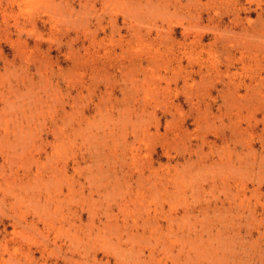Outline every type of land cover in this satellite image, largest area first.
I'll list each match as a JSON object with an SVG mask.
<instances>
[{
	"label": "rangeland",
	"instance_id": "374dc122",
	"mask_svg": "<svg viewBox=\"0 0 264 264\" xmlns=\"http://www.w3.org/2000/svg\"><path fill=\"white\" fill-rule=\"evenodd\" d=\"M0 264H264V0H0Z\"/></svg>",
	"mask_w": 264,
	"mask_h": 264
},
{
	"label": "bare ground",
	"instance_id": "6f19581e",
	"mask_svg": "<svg viewBox=\"0 0 264 264\" xmlns=\"http://www.w3.org/2000/svg\"><path fill=\"white\" fill-rule=\"evenodd\" d=\"M17 1H19V0H11V2L12 3H15V2H17ZM214 2V1H213ZM217 2V1H216ZM132 3V2H131ZM130 8V7H129ZM171 12V11H170ZM130 13H133V15H134V12H130ZM171 13H173V12H171ZM131 15V14H130ZM171 15V14H170ZM175 15H177L176 13H175ZM178 15H182V14H178ZM183 16V15H182ZM182 16L180 17V18H182ZM185 16V15H184ZM189 17V16H188ZM190 18V17H189ZM125 185H127L126 183H124ZM124 185V186H125ZM127 188V187H126ZM120 190H121V188H120ZM139 190V189H138ZM124 191H126V190H124ZM123 194V193H122ZM118 195H119V192H118ZM17 196V195H16ZM15 197V196H14ZM17 198V197H16ZM137 206V205H136ZM125 206H123V208H124ZM132 211H133V209H132ZM44 212V211H43ZM54 212V211H53ZM147 212V211H146ZM52 213V212H51ZM62 215V214H61ZM126 218V217H125ZM136 218V217H135ZM124 219V218H123ZM64 220V219H63ZM136 220V219H135ZM147 222V221H146ZM142 223H143V221H142ZM111 226V225H110ZM125 226V225H124ZM106 228H108L107 226H106ZM110 228V227H109ZM115 228V227H114ZM135 233V232H134ZM134 233L132 234V235H134ZM136 234V233H135ZM96 235H99V234H96ZM135 236V235H134ZM129 237H131V235H129ZM100 238V237H99ZM135 238V237H134ZM137 238V237H136ZM103 239V238H102ZM128 239V238H127ZM94 240H96V239H94ZM70 241H72V240H70ZM132 242V241H131Z\"/></svg>",
	"mask_w": 264,
	"mask_h": 264
}]
</instances>
